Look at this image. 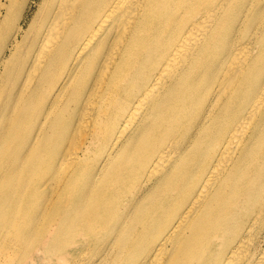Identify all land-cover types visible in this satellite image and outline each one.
I'll return each instance as SVG.
<instances>
[{"label": "bare ground", "instance_id": "obj_1", "mask_svg": "<svg viewBox=\"0 0 264 264\" xmlns=\"http://www.w3.org/2000/svg\"><path fill=\"white\" fill-rule=\"evenodd\" d=\"M7 1L0 0L2 26L11 21L14 2L2 17ZM46 1L43 28L26 48L30 63L2 95L9 101L14 89L38 84L51 87L58 106L44 116L48 129L42 122L21 132L26 117L43 116L29 104L38 95L18 110L0 105V186H10L0 193V239L19 219L17 242L38 239L48 258L63 262L64 251L110 227L109 204L145 176L125 201L135 210L171 189L186 201L139 264H180L185 250L197 254L199 236L222 242L218 264H264V250L250 258L264 208L252 202L243 211L239 203L243 192L264 204L263 0ZM35 172L37 184L18 193ZM47 183L61 190L62 210L46 206L54 193H38ZM38 199L42 206L31 203ZM11 204L26 213H9ZM122 231L111 248H125Z\"/></svg>", "mask_w": 264, "mask_h": 264}, {"label": "rangeland", "instance_id": "obj_2", "mask_svg": "<svg viewBox=\"0 0 264 264\" xmlns=\"http://www.w3.org/2000/svg\"><path fill=\"white\" fill-rule=\"evenodd\" d=\"M10 8L11 21L6 26H2V21L0 20V105L9 106L13 105L15 110L24 107L28 101H34L28 99L31 93H36L38 98L29 103L31 107L40 108L42 117L38 119L25 118L24 123L20 126V131H25L27 126H38L42 122L48 129L52 121L46 120L44 118L45 114L50 112L55 113V108L58 104H52L49 99V93L51 87H39L37 89L34 87H24L17 88L15 90V96L9 101H6L2 95L4 89L12 88L13 81L11 78L14 76V72L22 64L28 65L30 60L27 58L25 52L27 45L30 43L31 33L37 30H42L44 13L48 6L46 0H8L6 2V7L3 9L2 17L4 18L7 13V7L12 3ZM264 3V0H263ZM32 27H35L32 29ZM19 29L21 33L18 34ZM27 32V33H26ZM26 33V35H25ZM14 36H17L18 40L24 38L26 47L21 49L16 46ZM21 41V40H19ZM18 48V49H17ZM259 54L264 57V45L260 47ZM4 75V76H2ZM264 82V79L262 80ZM264 90V85H263ZM254 98V97H252ZM44 103V101H47ZM246 100V98H245ZM42 120V121H40ZM13 122L7 125L10 128ZM49 131V130H48ZM202 161V160H201ZM62 160H59V164ZM70 167V166H69ZM65 166V169H69ZM65 170V171H67ZM38 173L32 178L25 177L21 182V187L18 190L20 193L24 187L27 185L29 187H34L37 184ZM198 173V177H203ZM145 176L139 177V184L132 187L131 192H128L122 198L109 204L111 209L110 221L111 225L109 228L102 230L101 233H89L88 238L80 246L81 252L71 253L76 246L70 247L69 251H64L60 256L64 258L61 262L57 256L48 258L49 252L45 248L41 247V243L38 239L25 237V239L17 242L16 236L18 232V226L21 224L19 219L14 221V225L5 232L4 236L0 239V264H71L74 262L89 263L94 262L95 264H139L141 256L145 254L150 246L157 242L166 233L167 227L178 218L179 213L186 199L181 195L179 189H171L166 191L161 195V197L156 201H146V198L142 199L137 203L139 206L135 210L133 203L129 205L125 202L128 198H133L140 190L141 183L144 182ZM10 189L9 185L4 184L0 186V193L8 194ZM61 190H54L52 183H47L45 186L39 189L38 193L41 195L50 196L52 193L55 194L53 202L46 204L50 209L54 211L62 210L60 204H57L58 195ZM259 195L255 198L251 196L249 200L245 199V194L240 192L239 203L242 206L243 211L250 209L252 202H255V208L263 209L264 204H262ZM38 200H32L31 203L37 204ZM234 203V202H232ZM38 205L42 206L43 202H39ZM9 213L20 212L23 216L26 213V205H13L7 209ZM131 212V216L127 220V223H123L122 218L126 213ZM251 212V209H250ZM3 218L2 213H0ZM34 222L39 226H43V221L37 217L33 216ZM245 222L250 220L249 216L243 217ZM258 223L255 228V247L252 249L251 257H257L264 250V212L261 217L257 219ZM58 222H61L59 220ZM57 222V223H58ZM2 223L0 222V228ZM28 222L26 227H28ZM129 232L127 234V230ZM123 230L118 241L125 243L124 249H113L111 248V243L115 239L119 230ZM138 234V232H141ZM195 247L198 249L197 254L190 248L183 252L180 264H200L201 261L209 263L210 261L216 260L215 257L223 249L222 242L219 240L209 241L206 236H199Z\"/></svg>", "mask_w": 264, "mask_h": 264}]
</instances>
